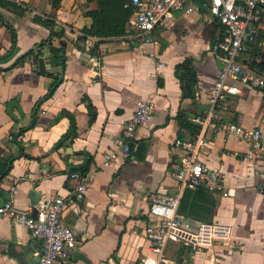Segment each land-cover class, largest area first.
<instances>
[{
    "label": "crops",
    "instance_id": "0c3cea01",
    "mask_svg": "<svg viewBox=\"0 0 264 264\" xmlns=\"http://www.w3.org/2000/svg\"><path fill=\"white\" fill-rule=\"evenodd\" d=\"M16 3L26 9L24 15L0 0V205L13 194L14 209L29 214L42 200L67 199L62 217L75 247L55 264H151L155 255L145 236L153 223L149 203L156 195L177 192L173 173L181 153L173 143L197 134L200 124L194 120L203 117L205 93L220 70L211 49L224 28L202 10L174 12L153 31L154 50L165 63L158 68L147 55L153 47L135 49L125 37L95 39L94 52L85 49L78 37L91 27L87 12L96 3L62 0L57 10L48 0ZM48 18L56 22L54 31L61 27L56 32L62 36H51L43 24ZM61 41L66 45L54 56L52 46L58 50ZM34 47L52 57L58 78L40 74L31 64L28 53ZM186 64L195 73L193 81L183 70ZM239 88L240 94L221 103L216 115L243 128L257 126L264 139V94L250 85ZM140 100L153 101L155 114L135 129L132 150L122 156L115 140ZM246 151L247 145L233 136L208 133L198 159L224 174L226 195H198L195 205L207 207L205 225L219 238H206V246L196 252L169 243V260L264 264V163L245 161ZM107 153L116 158L104 167ZM74 172L92 177L82 201L71 196ZM41 251L42 243L27 228L0 217V264H38Z\"/></svg>",
    "mask_w": 264,
    "mask_h": 264
},
{
    "label": "built area",
    "instance_id": "2783aa9c",
    "mask_svg": "<svg viewBox=\"0 0 264 264\" xmlns=\"http://www.w3.org/2000/svg\"><path fill=\"white\" fill-rule=\"evenodd\" d=\"M125 7L132 9L125 38L135 49L142 45L153 47L147 55L158 68L165 67V63L154 50L157 42L153 31L162 21L170 20L174 12L190 14L202 10L224 28L223 38L211 49L222 63V68L212 87L205 93L207 107L203 117L194 120L200 124L197 134L190 139L177 138L173 143L174 148L181 153V163L173 173L178 184L177 192L154 196L148 208L153 223L147 226L145 236L151 241L155 255L151 264H189L185 259L169 260L165 254L167 245L177 243L196 252L206 246V238L216 240L219 237L211 226L205 225L207 223L194 228L178 213L184 191L203 188L210 193L226 195L224 174L217 167L204 165L198 159L206 146L208 133H225L235 137L247 145L245 161L264 163L261 129L225 123L216 115V108L221 103L240 94L239 84L253 86L264 94V63L260 67L254 66L260 60L250 53L255 45L260 48L264 46V0H127ZM94 42L95 39H86L85 49L91 50ZM96 66L100 68L97 59ZM154 114L153 101L140 100L136 103L133 117L124 125L122 135L115 140L122 156L132 150L135 129L147 124ZM115 158L114 153L105 154L103 166L113 165ZM70 177L76 182L71 196L76 201H82L92 177L88 173L78 172L71 173ZM66 205L67 199L57 196L38 202L34 206L35 216L32 213L22 214L14 209L12 194L10 200L0 205V217L23 225L32 237L42 243L38 264H55L65 259L66 249L75 247L74 235L62 217Z\"/></svg>",
    "mask_w": 264,
    "mask_h": 264
},
{
    "label": "trees",
    "instance_id": "16d2710c",
    "mask_svg": "<svg viewBox=\"0 0 264 264\" xmlns=\"http://www.w3.org/2000/svg\"><path fill=\"white\" fill-rule=\"evenodd\" d=\"M54 10H57L60 6L62 0H48ZM87 3H96V9L87 12V15L92 18V25L90 28L83 29L81 35L78 37L79 41H85L88 38L96 39L100 42L107 40H116L123 39L125 37V30L127 27L128 20L132 14V9L130 7H125L127 0H86ZM7 8H10L12 11L16 9L17 13L24 15L26 9L20 8L16 0H1ZM15 12V11H14ZM16 13V14H17ZM2 21V17L0 16ZM45 26L51 28V36H62V34L54 31L56 22L53 18H48L43 23ZM7 28L11 31L12 36H15L10 25L7 24ZM259 41V40H258ZM65 41H61L60 48L56 50L52 46V51L54 56H57L59 51L65 47ZM95 47H91V52H94ZM35 51H29L28 55L34 54ZM41 55V52H37ZM252 57H258L259 62L255 63L254 66L260 67L264 63V46L262 48L255 45L253 50L250 52ZM183 70L188 74L190 81L195 79V73L190 67L186 64L183 66ZM240 85V84H239ZM84 173V172H83ZM3 174V173H2ZM210 192L206 191L203 188H199L195 191L185 190L182 198L180 200L178 213L184 217H187V222L196 224L207 223L208 220L203 216L208 211L205 205L201 207L195 205L197 203L196 199L198 195H203L210 197ZM214 206V201L210 199V209ZM190 218V220H189Z\"/></svg>",
    "mask_w": 264,
    "mask_h": 264
},
{
    "label": "water",
    "instance_id": "95a60500",
    "mask_svg": "<svg viewBox=\"0 0 264 264\" xmlns=\"http://www.w3.org/2000/svg\"><path fill=\"white\" fill-rule=\"evenodd\" d=\"M56 31H60L61 27L58 26L55 29ZM35 47L32 49V51H35ZM31 64L38 69V72L42 75L46 74H52L54 78H58V72H59V67L55 65V63L52 60V57L49 55H40L39 53L35 52L34 54L31 55ZM218 65L219 69L222 68V63L218 60ZM184 77L185 74L182 73ZM186 90L188 95L191 94V88L189 85V82L187 81L185 84ZM32 215H36V210L34 209L32 211Z\"/></svg>",
    "mask_w": 264,
    "mask_h": 264
}]
</instances>
